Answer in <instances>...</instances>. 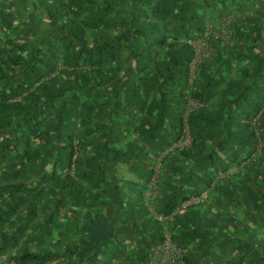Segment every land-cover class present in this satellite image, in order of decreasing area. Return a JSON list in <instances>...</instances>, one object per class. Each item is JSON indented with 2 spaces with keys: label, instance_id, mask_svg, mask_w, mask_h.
I'll return each mask as SVG.
<instances>
[{
  "label": "trees",
  "instance_id": "1",
  "mask_svg": "<svg viewBox=\"0 0 264 264\" xmlns=\"http://www.w3.org/2000/svg\"><path fill=\"white\" fill-rule=\"evenodd\" d=\"M166 236L264 264V0H0V264H149Z\"/></svg>",
  "mask_w": 264,
  "mask_h": 264
},
{
  "label": "built area",
  "instance_id": "2",
  "mask_svg": "<svg viewBox=\"0 0 264 264\" xmlns=\"http://www.w3.org/2000/svg\"><path fill=\"white\" fill-rule=\"evenodd\" d=\"M236 14H230V15H225L220 19L219 25H216V27H220V30L222 32H226L227 27L232 23L234 20V17ZM211 26V25H210ZM208 26V30H212V27ZM226 38V35H223ZM188 44L192 45L193 48L195 49L196 57L193 60L191 64V75L192 78L195 76L196 68L198 64L201 62V60L209 59L213 55V49L209 43H207L205 37L203 38H198L194 40H188ZM200 104H198L195 101H190L188 103V108L195 109ZM190 143V138L188 136L187 131L185 132L184 138L182 141L178 144V146H187ZM201 198L205 199L206 198V193H204ZM198 199L194 198L187 202V204H192V203H197ZM183 205V207H185ZM152 208L150 207V210ZM157 219L159 218L158 216L156 217ZM150 251V262L149 264H185L183 261V256L187 252V249L177 247L173 245L170 241V238L166 236L165 241L157 246H154L149 249Z\"/></svg>",
  "mask_w": 264,
  "mask_h": 264
},
{
  "label": "rangeland",
  "instance_id": "3",
  "mask_svg": "<svg viewBox=\"0 0 264 264\" xmlns=\"http://www.w3.org/2000/svg\"><path fill=\"white\" fill-rule=\"evenodd\" d=\"M218 6V5H217Z\"/></svg>",
  "mask_w": 264,
  "mask_h": 264
}]
</instances>
